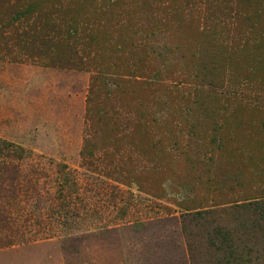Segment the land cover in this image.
Segmentation results:
<instances>
[{
	"label": "rangeland",
	"instance_id": "obj_1",
	"mask_svg": "<svg viewBox=\"0 0 264 264\" xmlns=\"http://www.w3.org/2000/svg\"><path fill=\"white\" fill-rule=\"evenodd\" d=\"M64 1L69 17L82 16L81 4ZM261 5L121 0L111 45L126 56L129 35L154 33L147 63L154 86L127 71L130 84L111 106L129 123L118 128H92V71L54 67L15 49L0 55V142L18 149L0 157V170L11 166L20 181L5 206L9 243L0 264H192L188 242L195 264H264L260 215L221 212L235 198L264 201ZM227 8L242 15L233 26ZM88 143L89 161L119 152L122 169L89 165ZM201 205L215 213L189 226V238L184 209ZM254 220L258 227L245 231ZM214 229L226 234L213 239L225 253L206 241Z\"/></svg>",
	"mask_w": 264,
	"mask_h": 264
},
{
	"label": "trees",
	"instance_id": "obj_2",
	"mask_svg": "<svg viewBox=\"0 0 264 264\" xmlns=\"http://www.w3.org/2000/svg\"><path fill=\"white\" fill-rule=\"evenodd\" d=\"M40 2L43 8H35L36 3ZM121 0H76L75 5L81 4L83 14L80 18H71L68 16L67 4L64 0H0V55L11 53L12 50H18L25 53L29 58L37 60H48L49 65L54 67L89 70L94 76L91 85V94L89 99L90 107L88 112L92 121L93 129L102 126L104 128H118V126H127L129 123L120 109L112 108L114 102H120V92L126 88L130 81L127 71L131 75L139 73L144 85L153 87V72L147 66L152 56L153 49L150 45V36L154 33L135 32L128 36L130 40V53L124 56L118 51L116 46L111 45V38L117 29L116 9L119 8ZM229 4V3H228ZM230 5V4H229ZM230 10V8H227ZM257 18L264 19V6H260L257 12ZM240 15L234 10H230L228 22L235 25L239 22ZM264 21V20H263ZM207 70V68H205ZM208 72L204 75L206 79ZM130 76V75H129ZM208 79V78H207ZM206 79V85L212 90L217 87L215 77L210 74L209 82ZM110 87V88H109ZM217 104V93L209 91ZM230 102H237L235 97H230ZM238 105V104H236ZM94 118V119H93ZM125 120L127 122H125ZM262 131L264 143V124L258 131ZM216 145V141L213 142ZM86 158L89 165L99 162L111 170H121L123 166V157L119 152L115 154L106 153L102 158L96 161H89L92 156L90 153L92 144H87ZM18 149L10 144L0 142V157L8 159L12 155L18 156ZM119 156V159H117ZM0 170V248L8 245L6 232L9 226V220L6 214V205L9 199L13 197L14 192L20 186L19 176L9 165L2 163ZM70 174L64 176L66 180ZM213 184V181H209ZM217 193L220 189L215 188ZM232 195H236L232 192ZM255 199L245 198L244 200L232 199L228 207L221 212H234L243 214L247 218L254 215H260L259 222L251 221V224H243V229L257 228L264 231V201H254ZM203 205L184 209L186 214L183 218V228L186 236L192 235L187 232V228L192 225L202 226L206 219L212 218V211L203 210ZM257 222V223H256ZM252 225V227H251ZM206 241L217 252H223L220 245L213 241L216 239L225 240L226 234L221 229H214L213 233L205 234ZM188 238V240H189ZM204 239V237H203ZM225 243L224 241L222 242ZM188 248L192 264H195L196 248L194 244L188 242ZM225 253V252H223ZM243 260L234 258L233 264H241ZM246 264H251L247 261Z\"/></svg>",
	"mask_w": 264,
	"mask_h": 264
}]
</instances>
